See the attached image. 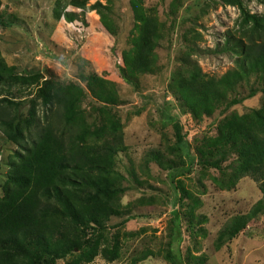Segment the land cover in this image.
<instances>
[{
	"label": "rangeland",
	"instance_id": "374dc122",
	"mask_svg": "<svg viewBox=\"0 0 264 264\" xmlns=\"http://www.w3.org/2000/svg\"><path fill=\"white\" fill-rule=\"evenodd\" d=\"M242 2L251 13L264 15V0ZM98 3L106 8L93 7ZM139 3L142 12L156 17L160 37L149 55L152 68L139 73L136 88L120 71L124 53L140 34L131 0H0V58L41 84L51 80L55 94L67 89L79 96L77 111L89 140L109 149L112 174L119 176L117 186L122 189L121 214L107 219V229L93 238V247H76L56 264H170L166 250L175 210L193 220L182 226L185 257H200L203 264H264L261 182L249 173H238L237 151L212 154L224 151L217 140L219 127L228 118L238 117L246 127L264 131V74L238 80L234 90L217 84L237 67L238 55L227 48L228 41L248 40L242 35L241 8L225 0ZM68 12L73 21L66 18ZM104 23H110L112 32ZM176 73L187 81H211L223 89L225 102L212 96L207 105L200 99L181 102L170 90ZM90 83L95 89L114 88L117 102L96 96ZM23 88L20 99L33 101L43 120L45 104L37 84ZM235 98L239 102L230 103ZM31 106L28 102L26 113ZM165 111L180 115L188 144H177ZM36 132L34 126L15 143L0 129V185L11 160L32 144ZM199 150L220 160L218 166L202 165ZM171 160L184 167L194 162L191 171L179 177L185 187L182 201L167 169ZM83 235L79 232L82 242Z\"/></svg>",
	"mask_w": 264,
	"mask_h": 264
},
{
	"label": "trees",
	"instance_id": "16d2710c",
	"mask_svg": "<svg viewBox=\"0 0 264 264\" xmlns=\"http://www.w3.org/2000/svg\"><path fill=\"white\" fill-rule=\"evenodd\" d=\"M225 1L241 8L242 35L248 39L244 42L243 37H233V44L229 40L226 45L238 55L237 67L217 84L234 90L238 80L264 74V15L251 13L242 0ZM139 2L131 0L135 18L140 22V34L134 46L124 53V66H120L122 78L136 88L139 73L152 68L149 55L155 49V39L160 37L156 17L142 12ZM93 7L105 6L98 3ZM66 18L73 21V13H66ZM104 24L112 32L110 23ZM34 83L45 104L43 120L37 116L33 101L20 99L24 96L23 86ZM54 86L51 80L41 84L37 77L23 76L16 66L0 58V129L8 140L20 143L26 131L37 127L36 138L24 151L17 152L10 162L6 181L0 185V264H56L76 247H93V238L107 229V219L121 214L118 197L122 189L117 186L119 176L112 174L111 152L90 142L84 120L77 111L79 96L67 89L55 94ZM90 86L99 98L117 102L114 88L95 89L93 83ZM170 90L176 99L186 104L200 99L207 105L211 96L222 104L226 98L223 89L212 85L211 81L202 78L187 81L178 73L171 77ZM28 102L32 106L26 113ZM237 102V98L230 101ZM165 114L173 123L177 144L180 147L188 144L180 115L166 111ZM219 131L217 143L224 151L218 149L212 154L237 151L241 161L238 173H249L261 182V206H264V131L246 127L238 117L226 119ZM199 151L202 165L218 166L220 160ZM193 163L190 161L189 166L184 167L185 163L178 165L171 160L168 164L169 176L180 194V201L185 187L179 177L191 171ZM190 218L181 210H175L171 217L166 250L170 264H203L200 257L192 254L185 257L182 252V226L184 221L191 225ZM89 228L92 232L87 231ZM238 231L239 228L235 235ZM79 232L84 234L83 242L79 240Z\"/></svg>",
	"mask_w": 264,
	"mask_h": 264
}]
</instances>
